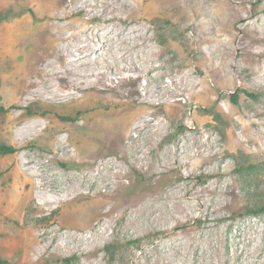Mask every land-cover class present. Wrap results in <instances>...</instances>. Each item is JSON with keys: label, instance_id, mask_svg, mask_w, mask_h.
<instances>
[{"label": "rangeland", "instance_id": "1", "mask_svg": "<svg viewBox=\"0 0 264 264\" xmlns=\"http://www.w3.org/2000/svg\"><path fill=\"white\" fill-rule=\"evenodd\" d=\"M200 1L207 14L220 2L231 15L221 37L215 31L219 25L208 24L210 48L227 72L224 82L210 85L206 103L192 101L182 113L174 112L177 105L150 108L154 126L162 120L163 127L136 133L119 150L125 129L104 120L116 109L95 106L104 96L115 102L137 99L139 83L114 79L106 90L73 92L86 101L72 106L58 98L21 99L32 28L47 14L48 3L0 0V142L16 150L0 157V263L264 264V211L246 214L234 174L235 156L264 166V138L254 143L243 135L264 132V0ZM172 11L143 22L150 45L161 53L155 59L162 67L150 85L160 82L161 71L174 74L185 63L197 78L204 75L203 53ZM216 36L220 42L212 43ZM51 82L56 90L70 91L65 79ZM121 91L129 95L118 98ZM121 120L127 123V116ZM33 121L47 127L18 137L16 130ZM58 136L68 137L65 148L76 153L72 159L69 150L54 153ZM101 163V174L92 176ZM22 165L39 166L44 200L30 198L32 184ZM115 166L123 184L112 192L101 185L113 182L108 172ZM70 182L79 188L72 191ZM99 202L104 206L96 217L92 208Z\"/></svg>", "mask_w": 264, "mask_h": 264}, {"label": "bare ground", "instance_id": "2", "mask_svg": "<svg viewBox=\"0 0 264 264\" xmlns=\"http://www.w3.org/2000/svg\"><path fill=\"white\" fill-rule=\"evenodd\" d=\"M44 1L48 3L47 6L44 5L47 14L42 16L41 19L39 18L41 20L39 25L37 24L34 28L31 27L34 32L31 35L32 43L27 57L26 75L20 81L23 86L21 99L58 98L61 105H79L85 104L86 96L76 97L71 93L92 90V88H99L100 91L106 90L107 87H111L110 82L114 79L119 84L127 81L138 82L137 99L127 102H115L104 96V103L95 106V108L114 107L116 109L115 113H111L112 118L104 120L108 121L109 124L113 122L114 126L119 129H125L123 130L125 134H122L124 136L119 139L121 142L117 145L119 150L124 149L125 143H131L136 133L139 134L148 127L149 133L152 128L154 130L155 127L160 129L163 127L164 122L162 123V120L154 126L155 123H152V118L156 117V113L150 108L158 105L169 108L177 105L174 112L182 113L183 108L192 101L199 100L206 103L208 96L211 94L209 91L210 85L218 87L225 80L227 74L223 69L225 65L222 58L219 57L220 55L216 54V49L213 51L210 48L213 31L208 28V24L215 21L219 25L218 30H215L216 34L221 37L222 26L229 19L230 12L220 2L215 3L216 6L211 14H207L200 0ZM171 10H176V17L183 19V29L191 31V39H189L192 40L193 47L203 53L200 62L204 68V75L197 78L194 75L196 71H191L190 65L185 63V66L179 71L175 68L176 73L174 74L165 70L161 71L162 78L160 82L157 85H150V79L153 78L156 70L162 67L155 59V56L161 53L158 54V51L150 45L147 28L143 26V22L150 21L151 16H159ZM233 34L235 33L233 32ZM215 39L216 41L213 39L212 43L220 42L219 36H216ZM107 69L111 70L109 74L106 73ZM55 78L65 79L70 84V91L56 90L51 82ZM119 89L121 90L120 87ZM127 95L129 93L121 91L118 98ZM182 98L184 101L181 102ZM95 101L100 102L99 100ZM135 102L138 106L134 104ZM117 106L118 108H116ZM103 116L104 114L101 117ZM126 116L127 123L122 122L121 118ZM46 127L47 125L33 121L17 129L16 134L18 137H23L35 130H44ZM243 135L254 143H260L259 138H264L263 131L253 134V136L252 133H243ZM67 140L68 137L67 139L62 136L56 137L53 143L54 153L60 152L63 155H68L67 151L69 150L71 153L67 157L72 159L76 153L73 148L66 150ZM173 150L174 155L172 156L176 157L179 152L177 149ZM103 164L101 163L97 168L95 167L96 169H92L91 175L101 174L99 168ZM29 166H21L23 175L32 184L29 196L37 201L44 200L46 197L45 190L41 191L42 189L40 190L38 184L42 171L39 166L35 168ZM115 168L117 167L115 166ZM119 170L113 168L108 172L112 177L113 185L111 182L110 184L106 182L105 186L101 185L102 188L108 187L110 189L112 187V192H116L121 188L123 176L121 177V171ZM84 173H80L82 178L85 176ZM71 178H69L70 181ZM70 184L75 186L72 191L79 188L77 183L70 182ZM55 191L56 189H53L51 192ZM181 204L183 203L181 202ZM98 206L97 209L92 208L96 217L102 213L104 203L99 202ZM112 209L110 208L107 214ZM115 210L119 211L117 207H115Z\"/></svg>", "mask_w": 264, "mask_h": 264}, {"label": "trees", "instance_id": "3", "mask_svg": "<svg viewBox=\"0 0 264 264\" xmlns=\"http://www.w3.org/2000/svg\"><path fill=\"white\" fill-rule=\"evenodd\" d=\"M3 111L4 109L0 106V113ZM15 151L12 146L0 142V157L12 155ZM234 158V174L237 176L245 195L246 214L257 215L264 211V191H262L261 182L264 179V166L260 167L256 164H250L242 157L235 156ZM61 261L64 264H71L70 259ZM1 263L6 264L5 261Z\"/></svg>", "mask_w": 264, "mask_h": 264}]
</instances>
